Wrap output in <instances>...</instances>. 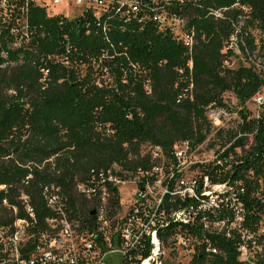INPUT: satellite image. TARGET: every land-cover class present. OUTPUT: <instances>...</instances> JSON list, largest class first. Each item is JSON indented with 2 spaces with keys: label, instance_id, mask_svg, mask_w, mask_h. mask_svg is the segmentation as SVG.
Returning <instances> with one entry per match:
<instances>
[{
  "label": "trees",
  "instance_id": "1",
  "mask_svg": "<svg viewBox=\"0 0 264 264\" xmlns=\"http://www.w3.org/2000/svg\"><path fill=\"white\" fill-rule=\"evenodd\" d=\"M12 4L20 13L24 0ZM27 8L29 40L12 22L0 28V185L6 186L0 190V212L8 211L2 205L6 200L22 216L17 197L24 193L38 219L49 215L41 195L47 185L59 186L69 205L82 211L86 204L77 197L75 180L83 179L91 169L113 165L145 168L140 149L146 143L166 150L179 141L202 143L211 127L206 107H226V92L241 106L242 123L236 131L256 128L248 150L243 149V139L234 145L241 146L243 154L231 176L244 178L251 172L254 179L264 180V108L260 118L251 119L244 107L264 87V71L256 73L242 66L231 69L227 63L232 51L223 53L224 43L240 28L244 41L237 44L239 52L248 58L258 49L264 57V0L177 4L175 13L194 31L191 81L182 41L152 26L121 29L117 20L110 19L107 35L116 55L106 61L110 79L99 83L90 61L113 50L96 20L88 15L48 17L45 9L32 3ZM216 11L222 18L213 14ZM13 27L15 33H11ZM254 32L259 35L258 45ZM51 54H63L62 62L48 60ZM132 65L141 71H131ZM41 68L49 71L45 80ZM147 79L149 90L144 87ZM189 82L192 100L187 96L179 100ZM99 125L108 126L112 134L104 135ZM232 132L224 142L232 139ZM209 238L220 253L199 252L190 264H240L229 240Z\"/></svg>",
  "mask_w": 264,
  "mask_h": 264
},
{
  "label": "built area",
  "instance_id": "2",
  "mask_svg": "<svg viewBox=\"0 0 264 264\" xmlns=\"http://www.w3.org/2000/svg\"><path fill=\"white\" fill-rule=\"evenodd\" d=\"M183 1L186 0H24L17 13L14 0H0V28L12 22L29 40V3L45 9L48 17H92L113 50V54L103 51L90 61L100 83L101 79H110L106 61L116 55L107 35V22L115 19L121 29L128 25L139 29L152 26L185 45L191 81L194 31L175 13L177 4ZM58 6L62 9L55 11L53 8ZM213 14L222 18L217 11ZM16 31L11 28V33ZM238 43L243 40L235 29L224 43L223 53L239 51ZM65 51L68 52L67 47ZM47 59L62 62L63 54H51ZM40 71L45 80L48 69ZM131 71L141 70L132 65ZM144 87L150 89L148 79ZM192 92L189 82L178 99L187 96L192 100ZM251 101L256 108L249 118L258 119L264 108V92ZM228 109L208 105L206 117L216 132H224L225 123L233 119L229 142L206 138L192 145L185 140L167 150L146 143L140 149V156L147 163L145 168L130 170L113 165L105 170H89L83 179L75 180L77 197L86 204L82 211L71 207L67 196L55 185L42 187L41 195L49 211L42 219L36 217L29 196L24 193L17 197L22 216L16 205L3 200L8 211L0 212V264H114L115 260L119 264H190L199 252L208 256L220 253L211 244V236L229 240L240 264L264 263V180L254 179L251 172L244 178L231 176L243 154L241 146L234 145L243 139V149L248 150L256 128L236 131L242 119L238 111ZM98 129L106 136L112 134L108 126L99 125ZM207 169L210 171L205 173ZM29 178L30 174L26 180ZM122 186L127 187L125 199L120 194ZM5 188L0 185V190ZM92 211L94 214L86 218L85 213Z\"/></svg>",
  "mask_w": 264,
  "mask_h": 264
},
{
  "label": "rangeland",
  "instance_id": "3",
  "mask_svg": "<svg viewBox=\"0 0 264 264\" xmlns=\"http://www.w3.org/2000/svg\"><path fill=\"white\" fill-rule=\"evenodd\" d=\"M55 11L56 10H61V6H58L56 8H53ZM239 30V34L242 37V40L244 41V38L242 36L241 30L240 28ZM248 33V32H246ZM255 39V43L258 45V40H259V35L258 32H254L252 33ZM230 66L231 69H237L238 67L242 66V67H252L256 73H263L264 71V57L262 56L261 52L258 51V49H256V51L254 52V54L250 57L248 56L245 57L243 56L239 51L232 53V55L230 56ZM187 65V64H186ZM189 76V75H188ZM189 78V77H188ZM264 92V87L261 88L260 93ZM223 103L229 108L228 110L230 111H238L239 109H241V106L239 105L237 99L235 98V96L231 93V92H226L223 94ZM244 107L248 110L249 112V116H253L255 114V104L249 100L245 103ZM234 114H230V116L232 117ZM233 126H234V121L233 119H230L227 123H225V130L224 132H220L219 136L216 135V131H214L211 127H210V133L207 136V139H209V141H215V142H224L227 138H228V134H231L229 132H231L233 130ZM229 131V132H227ZM227 132V133H226ZM206 143V142H205ZM126 188L127 187H123L122 186V190L120 191L121 197L122 199L126 198ZM114 259H116V256H113ZM179 260V258H178ZM181 260V259H180ZM119 260H115L114 264H119L118 262ZM180 264H183V261H181Z\"/></svg>",
  "mask_w": 264,
  "mask_h": 264
},
{
  "label": "water",
  "instance_id": "4",
  "mask_svg": "<svg viewBox=\"0 0 264 264\" xmlns=\"http://www.w3.org/2000/svg\"><path fill=\"white\" fill-rule=\"evenodd\" d=\"M144 1H145V0H144ZM90 214L93 215V214H94V211H92Z\"/></svg>",
  "mask_w": 264,
  "mask_h": 264
}]
</instances>
